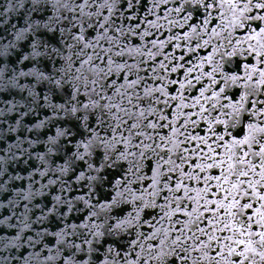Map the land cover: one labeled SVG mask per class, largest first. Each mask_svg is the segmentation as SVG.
<instances>
[{"label": "snow or ice", "instance_id": "6c2138e0", "mask_svg": "<svg viewBox=\"0 0 264 264\" xmlns=\"http://www.w3.org/2000/svg\"><path fill=\"white\" fill-rule=\"evenodd\" d=\"M120 8L29 0L22 23L2 29L0 264H264V0H151L127 28ZM160 19L188 30L152 41L155 53L127 42ZM174 41L207 55L168 81L171 95L141 72ZM11 161L27 176L9 174Z\"/></svg>", "mask_w": 264, "mask_h": 264}, {"label": "water", "instance_id": "95a60500", "mask_svg": "<svg viewBox=\"0 0 264 264\" xmlns=\"http://www.w3.org/2000/svg\"><path fill=\"white\" fill-rule=\"evenodd\" d=\"M9 2H11V4L14 6L13 11L7 13V16L3 15L5 8L8 7ZM23 2L25 4V7L23 9L19 8V3ZM79 2V0H78ZM99 2V0H98ZM141 5L140 7H138L137 10H129L127 9L126 6V2L125 0H121V8L120 11L124 14V24L125 27L127 28L128 26H135L137 23L140 22V18H143L145 16V8L146 7H150L151 6V0H141ZM176 5L169 3L167 5V8H171V7H175ZM29 8V0H0V34H2V29L3 28H8L11 29V26L13 24H17L18 20L21 21L22 23V17L27 13ZM93 11L95 10V7H93L92 9ZM36 14L33 13V16H35ZM105 15H107V12H105ZM165 15V10L162 7L161 9H157L155 15H149L147 16L148 20H155L157 16L159 17H163ZM128 16H134V19L132 21H128L127 17ZM8 19V23L7 24H2V22ZM169 19H179V17H176L175 14H173L172 16L169 17ZM119 22V19H118ZM197 22L198 21H194ZM159 23L161 25V27L159 28V30L156 29H150L151 35H147L143 38V40L140 39L139 36L136 37H132L129 36L128 41L130 43H136V44H147V49H151L154 53L157 51V49L152 48V41H158V40H165L167 41L168 38L170 36H172L173 34L176 35H180L182 32L187 31V27L180 29L177 26H172V30L169 31V27L170 25L163 19L159 20ZM19 26V25H18ZM147 27L146 24L141 23L140 24V28H139V32L143 33L145 31V28ZM6 42V41H5ZM175 43H180L181 47L179 48H175L174 44ZM193 47L195 46L194 44L192 45ZM147 49H145L147 51ZM91 51V50H89ZM160 55L157 56V59L155 60V62L151 61V60H147L146 63L144 65H142V68L144 69V71L141 72V75H144L146 77L147 80V86L148 87H159L161 81L159 78H163V83L165 85H167V87L169 88L170 94L171 95H175V88L177 87V85H170L168 84L169 80H175V81H181L184 79V71L187 70L188 68V59L190 58L192 60V62L196 61V57L198 56H202V55H207V50H198L194 55L189 56L188 52H187V42L186 41H174L172 45H169L167 47H165L164 49L161 50ZM185 56L186 59L184 61H181L179 59L180 56ZM167 56V59H165V57ZM127 58V57H126ZM137 59H140L139 57ZM146 59V58H145ZM163 62L166 65H169V69L168 71H164L162 69H159V64ZM129 63H132L131 60H129ZM184 64V69L183 70H178L177 72L173 73L171 72V67H175L178 64ZM151 66V67H150ZM152 68H156L157 71L154 73L151 69ZM199 73H194V75H198ZM38 90H43V89H38ZM194 93H190V92H186L185 95H191ZM26 95V93H25ZM141 95H143L142 91H141ZM157 95H159L157 93ZM161 99L163 100V97H161ZM53 102H57V101H53ZM173 104V109L174 110V104L175 102H172ZM5 106L3 104H0V109L4 108ZM157 107H163V104L158 105ZM165 111H168V109H165ZM194 111V110H191ZM50 114V112H49ZM39 118H43V112L41 113ZM26 120H32V122H35V118L34 117H29L26 118ZM11 122V121H10ZM40 134H41V139H46L48 134H53L54 135V127L49 130V129H42L39 130ZM163 130L161 131V134H164ZM13 135V139L15 134ZM32 135V134H30ZM13 139H10L7 141V143H13ZM0 147H4V145H0ZM25 148L28 147L27 144L24 145ZM34 151H44V146L43 144H39L36 146V148L34 149ZM3 152H0V155H3ZM36 164H39V161L36 162ZM8 167V171L9 174L15 175L16 172H19L21 175L23 176H27V172L26 171H20L21 169V165L16 164L14 161H11L8 163L7 165ZM185 169L188 170V166L185 165ZM51 178H55L51 173L49 174ZM0 179H8V175H5L4 177L0 178ZM35 179L37 181H39L40 183H47V179L45 178H41L39 175H36ZM21 183L23 184H27V180L21 182V181H16L15 185H20ZM190 186H191V182H189ZM40 184H36L34 185V188H39ZM55 188L58 190L59 189V184H57L55 186ZM45 191L47 192L48 189H45ZM52 194H56V192L54 191ZM14 195V194H13ZM41 198H37V200L35 202H40ZM7 201L5 200V203ZM22 207V206H21ZM10 214V210L6 209V208H0V218H3L4 216H7ZM153 215H155V212L153 213ZM34 218V217H33ZM167 226V225H165ZM145 231H147V227H145L144 229ZM9 232H11V230H8ZM2 234V233H0ZM16 253H9V252H4L3 255L5 256H10V255H15ZM11 264H15V261H12Z\"/></svg>", "mask_w": 264, "mask_h": 264}]
</instances>
